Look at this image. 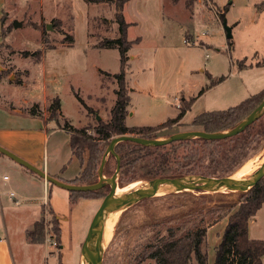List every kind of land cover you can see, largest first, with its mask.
Masks as SVG:
<instances>
[{
    "label": "rangeland",
    "instance_id": "374dc122",
    "mask_svg": "<svg viewBox=\"0 0 264 264\" xmlns=\"http://www.w3.org/2000/svg\"><path fill=\"white\" fill-rule=\"evenodd\" d=\"M116 12L115 3L100 0H0V104L26 112L38 104L46 118L48 104L57 96L61 101L60 120L47 125L57 127L68 121L74 128L87 127L93 133L97 115L108 121L116 101L120 51L116 47H97L102 38L120 35ZM123 13L130 23L128 38L138 40L128 51L126 66L131 96L126 123L130 128L159 126L180 115L182 98L193 97L196 101L179 126L187 128L181 131L203 129L191 125L196 115L227 109L264 88V0H197L192 6L187 0H128ZM15 20L22 25L15 27ZM224 20L232 28L231 49ZM186 38L193 40L187 42ZM26 50L41 53L26 56ZM205 87L208 89L200 95ZM13 117L8 119L9 126L33 121L30 116L26 120ZM174 124L157 134L167 137L179 132ZM62 130H48L50 161L69 151V133ZM33 131L41 134L47 129L32 127ZM251 132L247 144L240 146L225 165L239 163L230 171L216 173L223 175L205 178L235 176L246 160L264 153V114L252 124ZM118 153L106 160L103 172L108 177L121 176L123 161ZM84 157L87 161V152ZM11 159H7L8 164L0 161V264H81L84 241L104 196L81 197L74 204L69 196V208L64 199L49 194L54 208L65 210L57 214L49 203L43 205V189L27 178L25 173L31 174V170ZM208 161L197 171L214 174L208 172ZM4 175L9 178L5 180ZM143 184L137 182L119 190L121 194L130 193ZM105 189L107 193L108 187ZM9 192H14L15 198ZM45 194L47 197L48 191ZM240 199V193L174 189L126 205L117 212L104 264H155L154 260L141 258L140 253L155 229L174 223L194 203L208 206L218 200ZM262 206L255 215L251 234L264 239ZM41 216L45 241L30 243L27 230ZM58 224L61 242L55 233ZM226 224L224 218L208 230L210 264L214 263L215 248ZM52 238L57 239L58 247L52 245Z\"/></svg>",
    "mask_w": 264,
    "mask_h": 264
},
{
    "label": "trees",
    "instance_id": "16d2710c",
    "mask_svg": "<svg viewBox=\"0 0 264 264\" xmlns=\"http://www.w3.org/2000/svg\"><path fill=\"white\" fill-rule=\"evenodd\" d=\"M100 1L115 3L117 10L115 20L119 23L120 35L118 37L102 38L97 43V47L118 48L121 56V66L120 71L115 74L117 80V87L115 88L116 101L111 109V116L108 121L99 120L93 133L89 132L87 127L74 128L68 121L59 124L60 127L70 133L71 150L82 166L79 175L71 181L78 184L94 183L98 180V168L104 152L114 136L135 134L150 138L160 137L157 134L158 130L179 121L185 112L191 108L195 100L194 98L189 101L186 100L179 107L181 108L179 116L159 126L130 128L125 124L126 116L129 113L128 105L131 101L126 79V66L129 60L128 51L138 40L129 39L127 36L130 23L126 20L123 9L128 0ZM174 1L177 2L178 0ZM194 1L187 0V4L193 5ZM219 14L221 18L225 17L223 12ZM227 39L231 49L232 38ZM69 40L73 41L74 37L70 36ZM40 53L41 50L23 51L26 56ZM207 87L201 90L200 95L208 89ZM263 98L264 89L251 94L240 103L227 109L203 111L194 117L191 125L202 126L203 129L208 131H220L234 127L252 112ZM47 109L49 111L48 119L59 122L61 117L60 98L54 97L48 104ZM90 110L93 111L92 108ZM29 113L34 116L42 115L38 104H34ZM252 124L242 133L220 140L191 138L177 140L163 146H148L122 141L116 147L123 161L121 163V175L179 176L200 173V171H197L198 166L207 160H209L208 172L214 174L205 175H223L216 173L230 171L239 163V161H234L232 166L225 165L228 160L235 156L234 153L239 147L246 145L249 141L252 134ZM86 152L88 153L87 161L84 157ZM202 174L204 173L202 172ZM69 192L70 202L74 204L81 197L104 196L106 189ZM195 204L189 207L187 211H183L182 216L176 218L174 223H166L155 229L152 238L140 251L142 253L141 258L154 260L155 264H210L207 250L208 230L227 218L226 227L219 244L215 248L213 264H264V239L251 238L249 235V221L264 204V178L250 191L242 193L239 202L218 200L208 206ZM55 233H57L58 241L61 242L62 230L59 224L56 225ZM45 237V226L42 217L34 223L32 228L27 230V239L30 243H43Z\"/></svg>",
    "mask_w": 264,
    "mask_h": 264
},
{
    "label": "water",
    "instance_id": "95a60500",
    "mask_svg": "<svg viewBox=\"0 0 264 264\" xmlns=\"http://www.w3.org/2000/svg\"><path fill=\"white\" fill-rule=\"evenodd\" d=\"M224 28L227 33V38H232V28L227 25L226 20L223 21ZM14 26L19 27L22 25L21 21H14ZM50 28V26H47ZM264 114V98L260 104L250 112L239 124L232 128L220 130V131H208L205 129H192L176 132L167 137H146L142 135L135 134H121L114 136L102 157L101 164L98 168V180L94 183L88 184H78L65 181L53 175H50L45 170L31 163L30 161L22 158L21 156L15 154L11 150L0 144V152L9 156L17 163L23 165L24 167L30 169L31 171L38 174L40 177L55 184L61 188L68 191H96L108 187L107 193L104 195L101 203L99 205L96 213L99 214V226L97 235V245L94 254L88 264H104V252L107 243L111 237L108 238L110 230V220L120 209L128 204L121 203L120 207L116 209V203L118 199V190L122 187L129 186L131 184L140 183H151L158 186H164L168 188H182L186 191H197V192H207V193H245L254 188L257 183L264 178V161L262 165L255 171L254 175L246 179H227L213 183L205 178V174L201 173H190L179 176H164V175H134L130 177L117 176L116 174L112 176H106L104 174V165L110 154L118 153L116 150L117 145L122 141H130L148 146H163L169 145L170 143L191 138H206V139H226L233 137L242 133L249 125L257 121ZM97 120H102L100 115H97ZM118 157H120L118 153ZM118 171L120 168L118 167ZM171 194V193H169ZM147 195L144 197H148ZM143 198V197H142ZM95 213V214H96ZM95 216V215H94ZM94 218V217H93ZM93 220L90 226L89 235L92 234ZM112 224L111 230L113 231ZM87 236V237H88ZM86 240V239H85ZM85 242V241H84ZM84 244V243H83ZM83 246V245H82Z\"/></svg>",
    "mask_w": 264,
    "mask_h": 264
},
{
    "label": "crops",
    "instance_id": "0c3cea01",
    "mask_svg": "<svg viewBox=\"0 0 264 264\" xmlns=\"http://www.w3.org/2000/svg\"><path fill=\"white\" fill-rule=\"evenodd\" d=\"M195 1H197V0H195ZM195 1H194V3H195ZM262 89H264V88H262ZM192 98L193 97H191V99ZM186 100L189 101L190 99L182 98L183 104ZM195 101H196V99L194 100V102ZM0 107L5 108L4 110L0 109V144L2 146L6 147L7 149L11 150L15 154L21 156L22 158L30 161L31 163L35 164L36 166L40 167L41 169L45 170L50 175H53L55 177H58L60 179L65 180V181L71 182L79 175V173L82 170V166H81L79 159L75 155H73V152H72L71 146H70V138H69V145L67 148L69 151L67 150L68 152L66 151L67 153L65 155L61 156L62 158L55 155V157H53L52 161H50V158L48 156L50 154L49 141H50V132H51V131L49 132L48 130L52 128V130L63 131L62 130L63 128L60 127V125L57 127L48 126L47 124L50 123V121H52V120L48 119V117H46V118L43 117L44 114L42 112H41L42 115L34 116V115H31L29 113V111L28 112L20 111V110L15 109V108L14 109H8L3 104H0ZM6 109L9 110L10 112L7 111ZM190 109H188L185 112V114ZM128 110H130V109L128 108ZM16 113H21L22 116L17 115ZM128 114H127L126 119H125L126 125H127L126 122H127ZM13 116L21 118V119L25 118L24 120H26V118H28L30 116L33 121L30 122V120L27 119L26 123H24V124H14L13 126H9L8 125V119H13L14 118ZM183 116L180 118V120L177 123L174 124L173 128L178 127V129H177L178 131H181L183 129H187V128H182L179 126L183 122V119H182ZM37 117H39V118H37ZM53 121H55V120H53ZM4 123H6V124H4ZM22 125H24V126H22ZM32 127H36V128L39 127L42 129L46 128L47 131H43V132H41V134L39 132L35 133V131H33V134H32V132H31ZM67 133H69V132L67 131ZM69 137H70V133H69ZM53 152H54V150H53ZM5 158L11 159L9 156L0 152V161L4 162V164H8V161ZM11 160H13V159H11ZM23 168H25V167L23 166ZM28 170L30 172V169H28ZM25 174H26L27 178H29L30 182L36 188H42L43 189L44 194L42 196L45 197V203L43 205L49 203V205L51 206L52 210L55 213H57V214L65 213V210H62V209L58 210V208H54V206L51 204V200H49V194H50V196L54 195L55 198L64 199L65 203H66L65 205L70 208V206H69V196L70 195H69L68 190L61 188L57 185H56V187L50 186L49 181L40 177L38 174H36L33 171H31V174H28V173H25ZM52 185H54V184H52ZM47 191H48V196L46 197L45 192H47ZM27 197L31 198L29 195ZM37 197H41V196L36 195V198ZM257 214H258V212H257ZM257 214H256V216H257ZM256 216H255V218L254 217L251 218L249 221V235L251 238H254L253 235L251 234V227H252V224H254L256 221V218H257ZM226 220H227V218H226ZM213 226H215V225H213ZM62 244H61V247H62ZM263 262H264V256H263Z\"/></svg>",
    "mask_w": 264,
    "mask_h": 264
},
{
    "label": "bare ground",
    "instance_id": "6f19581e",
    "mask_svg": "<svg viewBox=\"0 0 264 264\" xmlns=\"http://www.w3.org/2000/svg\"><path fill=\"white\" fill-rule=\"evenodd\" d=\"M264 161V153L259 152L255 156L246 160L237 170V174L235 176H228V177H209L206 178L208 181L217 183L219 181L227 180V179H246L250 178L254 175L255 171L262 165ZM174 189H182V188H168L164 186H158L151 183H144L143 185H137L136 189L130 193H123L121 190H118V199L116 203V209H118L121 203L125 204H132L137 200L141 199L147 195H161L166 194L169 191ZM184 190V189H183ZM118 213L113 215L110 220V230L108 238L110 234H112V224L115 223ZM98 226H99V214L96 213L93 218V225H92V234L89 235L85 240V246L83 249V256H82V263L81 264H88L94 254L97 245V235H98Z\"/></svg>",
    "mask_w": 264,
    "mask_h": 264
},
{
    "label": "built area",
    "instance_id": "2783aa9c",
    "mask_svg": "<svg viewBox=\"0 0 264 264\" xmlns=\"http://www.w3.org/2000/svg\"><path fill=\"white\" fill-rule=\"evenodd\" d=\"M191 40H193V39L186 38V41H187V42H190ZM180 106H181V104L178 105V107H180ZM8 178H9L8 175H4V179H5V180H7ZM9 194H10V196H11L12 198H15V193H14V192H9ZM17 202H18V201H17ZM50 236L52 237L53 234L50 235ZM47 240H48V238H47ZM52 245H54L55 247H58V241H57V239L52 238Z\"/></svg>",
    "mask_w": 264,
    "mask_h": 264
}]
</instances>
